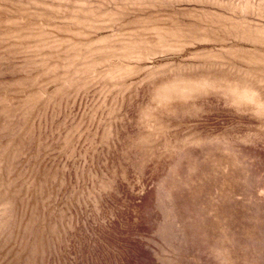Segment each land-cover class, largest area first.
Instances as JSON below:
<instances>
[{"label": "rangeland", "instance_id": "obj_1", "mask_svg": "<svg viewBox=\"0 0 264 264\" xmlns=\"http://www.w3.org/2000/svg\"><path fill=\"white\" fill-rule=\"evenodd\" d=\"M0 264H264V0H0Z\"/></svg>", "mask_w": 264, "mask_h": 264}]
</instances>
